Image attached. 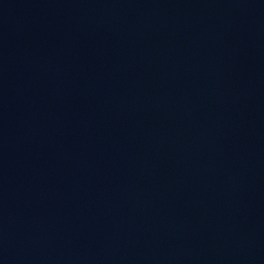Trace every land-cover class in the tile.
<instances>
[{"label":"water","instance_id":"water-1","mask_svg":"<svg viewBox=\"0 0 264 264\" xmlns=\"http://www.w3.org/2000/svg\"><path fill=\"white\" fill-rule=\"evenodd\" d=\"M27 264H264V0H20Z\"/></svg>","mask_w":264,"mask_h":264}]
</instances>
